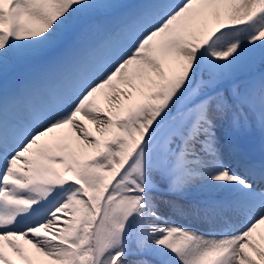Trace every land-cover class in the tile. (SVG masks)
<instances>
[{
	"label": "snow or ice",
	"instance_id": "obj_1",
	"mask_svg": "<svg viewBox=\"0 0 264 264\" xmlns=\"http://www.w3.org/2000/svg\"><path fill=\"white\" fill-rule=\"evenodd\" d=\"M257 65L264 0H0V264H264Z\"/></svg>",
	"mask_w": 264,
	"mask_h": 264
},
{
	"label": "rangeland",
	"instance_id": "obj_2",
	"mask_svg": "<svg viewBox=\"0 0 264 264\" xmlns=\"http://www.w3.org/2000/svg\"><path fill=\"white\" fill-rule=\"evenodd\" d=\"M14 67H15V66L10 67L9 70H8V72H9L11 69H13ZM261 67H262V66L257 65L256 68H261ZM256 68H255V69H256ZM8 72H7V73H8ZM0 81H2V80H0ZM101 106L103 107V105H101ZM89 129L93 131V134H94V135H96L95 132H94V129H93V126H92V125H89ZM254 140H255V141H254ZM257 141H258V142H257ZM241 143H242V145H243L246 149L251 150L253 154L258 155V152H259V151L257 152V150H255L256 147H259L258 136H253V138L244 139V140L241 141ZM253 149H254V150H253ZM258 150H259V149H258ZM178 222H181V221H178ZM25 248L27 249V248H29V246H25ZM30 254L34 255V250H30Z\"/></svg>",
	"mask_w": 264,
	"mask_h": 264
},
{
	"label": "bare ground",
	"instance_id": "obj_3",
	"mask_svg": "<svg viewBox=\"0 0 264 264\" xmlns=\"http://www.w3.org/2000/svg\"><path fill=\"white\" fill-rule=\"evenodd\" d=\"M226 163L231 164V166H232L233 168H236V170H240L239 168H237V165H236L235 162L226 160Z\"/></svg>",
	"mask_w": 264,
	"mask_h": 264
}]
</instances>
